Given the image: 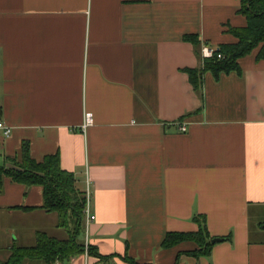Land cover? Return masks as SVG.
Masks as SVG:
<instances>
[{"label": "crops", "instance_id": "1", "mask_svg": "<svg viewBox=\"0 0 264 264\" xmlns=\"http://www.w3.org/2000/svg\"><path fill=\"white\" fill-rule=\"evenodd\" d=\"M240 6L0 0V121L12 127L0 135V165H12L25 142L37 160L58 152L96 217L84 237L103 257L53 264H174L195 245L161 243L170 231H198L199 214L224 239L179 264H264V59L255 49L241 72H206L201 92L185 70L203 66L205 45L238 41L229 27L247 24ZM87 112L93 123L83 127ZM43 203L41 185L5 178L0 264L13 246L59 227Z\"/></svg>", "mask_w": 264, "mask_h": 264}, {"label": "trees", "instance_id": "2", "mask_svg": "<svg viewBox=\"0 0 264 264\" xmlns=\"http://www.w3.org/2000/svg\"><path fill=\"white\" fill-rule=\"evenodd\" d=\"M240 5L239 12L246 16L247 24L229 27V31L238 41L221 44L215 49L214 57H204L203 66L185 69L194 88L199 92L202 91L206 72H212L216 78L222 73L241 72L239 60L255 49H258L257 59H264V0H240ZM185 39L193 41L199 47L200 40L197 35H186ZM218 54H222V57ZM11 161L12 165H0V192L6 177L27 186L41 185L44 196L42 208L58 214V226L65 228L68 236L61 239L39 231L34 245L13 246L11 255L4 264H24L29 259L53 264L57 261H69L85 252L102 258L98 249L84 237L87 227L86 192L77 188L75 174L61 166L60 154H48L42 160H37L32 157L30 145L25 142L20 154ZM193 220L199 225L198 231H170L161 243L162 248H172L184 242L195 245L191 249L179 251L174 264H179L183 254L196 258L209 256L216 243L213 242L216 237L208 229L206 216L195 215ZM125 259L130 264H155L141 263L131 257Z\"/></svg>", "mask_w": 264, "mask_h": 264}, {"label": "built area", "instance_id": "3", "mask_svg": "<svg viewBox=\"0 0 264 264\" xmlns=\"http://www.w3.org/2000/svg\"><path fill=\"white\" fill-rule=\"evenodd\" d=\"M202 54L205 58H212L215 56V49L211 48L207 45H205L202 48ZM219 57H222V54H218ZM93 123V114L91 112H87L85 115V122L83 127H87L88 125H91ZM181 131H187L188 126L187 123H182L180 126ZM12 132V127L7 125L4 121H0V135L4 137H9ZM86 197H87V205L85 208V214H86V220L87 224H89L91 221H93L96 217L95 215L91 212V206H90V191L88 190L86 192Z\"/></svg>", "mask_w": 264, "mask_h": 264}, {"label": "rangeland", "instance_id": "4", "mask_svg": "<svg viewBox=\"0 0 264 264\" xmlns=\"http://www.w3.org/2000/svg\"><path fill=\"white\" fill-rule=\"evenodd\" d=\"M54 217L56 216V213H53ZM57 217V216H56ZM51 234L55 236L64 237L68 234L67 230L65 228L56 227L55 222L51 225Z\"/></svg>", "mask_w": 264, "mask_h": 264}, {"label": "water", "instance_id": "5", "mask_svg": "<svg viewBox=\"0 0 264 264\" xmlns=\"http://www.w3.org/2000/svg\"><path fill=\"white\" fill-rule=\"evenodd\" d=\"M220 240H221V238L216 237V238L213 239V242L215 243V242H218Z\"/></svg>", "mask_w": 264, "mask_h": 264}]
</instances>
